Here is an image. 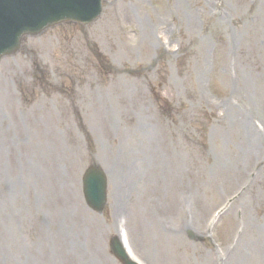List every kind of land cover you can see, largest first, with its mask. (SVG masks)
Segmentation results:
<instances>
[{
	"label": "rangeland",
	"instance_id": "obj_1",
	"mask_svg": "<svg viewBox=\"0 0 264 264\" xmlns=\"http://www.w3.org/2000/svg\"><path fill=\"white\" fill-rule=\"evenodd\" d=\"M118 1L90 26L63 25L28 42L27 64L36 58L45 63L50 58H60L67 65L63 71L69 73L73 61L81 77L68 90H60L63 98H50L45 106L30 114L44 121L43 131L31 133V149L43 140L41 145L48 150V155L44 159L43 155L37 157L35 164L42 166L40 161H45L50 205L53 202L56 208H71L60 209L61 214L65 213V224L75 226L80 236H86V214L92 213L81 203L78 187L73 186H78L79 181L82 184L90 167L98 164L107 168L118 147L125 146L130 160L138 167L155 163L149 177H139L144 180L146 195L137 200L136 216L129 221L142 254L150 258L164 250L161 257L166 258L167 250L170 251V247L164 249L160 243L156 225L149 226L147 233L136 227V220L143 218L141 210H150L149 203L154 201V210L159 213L148 214L163 218L161 210L173 205V210L178 211L174 224L185 227L187 223L182 239H175V245L186 246L184 254H178V264H203L202 255L210 251L211 255L216 254L215 243L226 252L239 217L245 228V239L240 245L243 264H264V144L248 140L242 130L246 120L252 128L254 118L264 121V92L259 88L264 85V0ZM154 33L159 35V41L167 42L166 52ZM80 45L98 49L97 56L102 61L100 77L87 55L80 57ZM228 69L237 72L239 82L231 80ZM258 76L262 78L258 80ZM159 93L161 103L155 99ZM146 108L153 120L149 149L143 129ZM240 110L243 117L238 115ZM76 112L81 113V119ZM237 119H241L239 123ZM22 125L26 130L23 120ZM16 132L22 134L20 129ZM6 143V136L0 134V151L10 158ZM35 154L33 151L31 158ZM18 181L22 184L21 177ZM7 183L0 175V185ZM9 192L8 200L13 201L1 206L5 214L10 206L18 210L21 204L31 202L22 189L20 198L15 190ZM39 193L40 188L35 187L37 204L31 202L29 206L36 210L35 233L40 232L41 215H52L48 208L43 212L39 206ZM235 196L237 203L225 215L214 238L203 239L204 242L188 239V231L197 235L194 238L208 233L211 214ZM189 206L193 217L187 211ZM92 215H96L94 219L87 217L93 219L96 228L107 231L101 242L108 239L110 252V229L114 223L111 210ZM188 217L191 218L187 222ZM145 234L152 239L144 242ZM35 238L37 246L40 238ZM63 240L64 247L65 243L71 244L67 237ZM82 243L77 247L79 263L89 255L86 243ZM252 243L258 250L253 247L255 253L249 255ZM92 247L95 250V244ZM75 263L74 256L63 261Z\"/></svg>",
	"mask_w": 264,
	"mask_h": 264
},
{
	"label": "bare ground",
	"instance_id": "obj_2",
	"mask_svg": "<svg viewBox=\"0 0 264 264\" xmlns=\"http://www.w3.org/2000/svg\"><path fill=\"white\" fill-rule=\"evenodd\" d=\"M261 89H262V91H264V85L261 87ZM242 130H243V133L245 134V136L248 138V140L257 141L259 143H264L263 139L252 128V126L249 124V122L247 120L243 124ZM255 147H259V145L255 144ZM248 156H250V155H248ZM177 214H178L177 210H172L170 212V216L171 217H176ZM142 217L143 218H141V224L138 223L137 226H138L139 229L147 230L149 228V225H150L149 224V219L147 217H144V216H142ZM156 223H157V221H156ZM156 231H157L158 235L164 236L166 239L168 238L172 242L174 238L177 239V240L178 239H182V236L184 234L185 229L184 228H176V227H174V225L167 219V223L164 224L163 226H161ZM169 240H168L167 244L170 243ZM167 247H169V246H167ZM253 247L255 248V244L252 243V249H253ZM131 248H132V245H131ZM184 249H185V247H184L183 243L175 245L174 248L170 247V251L167 250V252H166V258L168 259V264H178V261H177V258H179L178 254L181 251L183 253ZM132 250H133V248H132ZM253 251H254V249H253ZM254 253H255V251H254ZM202 258L204 260L203 264H211L212 261L213 262L215 261V260H213V257L202 256ZM201 264H202V262H201Z\"/></svg>",
	"mask_w": 264,
	"mask_h": 264
},
{
	"label": "water",
	"instance_id": "obj_3",
	"mask_svg": "<svg viewBox=\"0 0 264 264\" xmlns=\"http://www.w3.org/2000/svg\"><path fill=\"white\" fill-rule=\"evenodd\" d=\"M60 16L62 17V14H61ZM60 16H58V17H60ZM56 18H57V17H56ZM51 21H53V20H50V21H44V22H43L44 24L41 25L37 30L41 29L43 26L47 25L48 22H51ZM26 31H32V29H26Z\"/></svg>",
	"mask_w": 264,
	"mask_h": 264
}]
</instances>
